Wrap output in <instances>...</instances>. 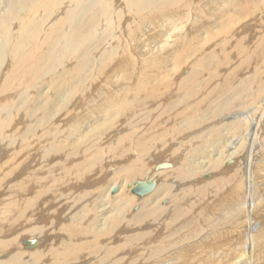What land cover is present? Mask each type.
<instances>
[{
	"label": "bare ground",
	"instance_id": "6f19581e",
	"mask_svg": "<svg viewBox=\"0 0 264 264\" xmlns=\"http://www.w3.org/2000/svg\"><path fill=\"white\" fill-rule=\"evenodd\" d=\"M3 185L0 264H264V0H0Z\"/></svg>",
	"mask_w": 264,
	"mask_h": 264
},
{
	"label": "rangeland",
	"instance_id": "374dc122",
	"mask_svg": "<svg viewBox=\"0 0 264 264\" xmlns=\"http://www.w3.org/2000/svg\"><path fill=\"white\" fill-rule=\"evenodd\" d=\"M15 29H16V28H15ZM12 31H13V30H12ZM250 112H252V111H250ZM244 115H245V114H244ZM26 123H28V120H26ZM238 140H239V138H236L231 146H233L234 144L238 143ZM236 147H237V146H236ZM260 149H261V147H260ZM258 156L261 157V154H259ZM202 158H203V157H202ZM204 159H205V158H204ZM55 161H56V160H55ZM207 177L210 178L211 176H210L209 174H206V175H205V179H207ZM12 181H13V180H12ZM198 184H201V182L198 183ZM3 187H4V185H3L2 187H0V197H1V198L5 196V195H4V196H1L2 193H3ZM115 187H116V186H115ZM251 188L253 189V184H252ZM252 189H251V192L253 193L254 190H252ZM248 191H249V189H248ZM163 202H164V203H167V200L165 199V200H163ZM137 209H139V206H137V205H134L133 208H132L133 211H137ZM261 213L264 215V212H261ZM261 213H259V214H261ZM258 216H260V215H258ZM260 219H261V217H259V218L257 219V221L260 220ZM263 220H264V217H262V221H260V223H258L259 225H258V224H257L258 226L256 225L258 228L262 227V225H263V223H264ZM261 222H262V223H261ZM34 225H35V224H32V223H31V224H27L26 227H32V226H34ZM258 228H254V231H256ZM254 231H253V232H254ZM14 233L16 234V232L9 233L8 236H11L10 238L7 237V236H5L4 234H3V237H2V235H0V239H1V240H3V238H4V239H5V238H9V239L12 238V239H13V238L15 237V236H14V235H15ZM27 237H28V236H26L25 239H26ZM23 244H24V243H23ZM13 245H14V244H13ZM11 247H17V244L14 245V246L11 245ZM4 257H5V256H4ZM4 257H3V258H4ZM26 257H27V256H26ZM93 260H94V259L91 257V258H89L87 261H93Z\"/></svg>",
	"mask_w": 264,
	"mask_h": 264
},
{
	"label": "water",
	"instance_id": "95a60500",
	"mask_svg": "<svg viewBox=\"0 0 264 264\" xmlns=\"http://www.w3.org/2000/svg\"><path fill=\"white\" fill-rule=\"evenodd\" d=\"M162 166V165H161ZM164 166V165H163ZM156 180L152 179L150 181L147 180H139L133 190V193L143 196L150 193L155 187Z\"/></svg>",
	"mask_w": 264,
	"mask_h": 264
}]
</instances>
